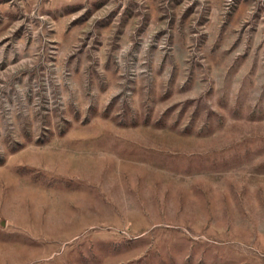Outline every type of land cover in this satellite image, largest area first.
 <instances>
[{"label": "rangeland", "instance_id": "obj_1", "mask_svg": "<svg viewBox=\"0 0 264 264\" xmlns=\"http://www.w3.org/2000/svg\"><path fill=\"white\" fill-rule=\"evenodd\" d=\"M0 264H264V0H0Z\"/></svg>", "mask_w": 264, "mask_h": 264}]
</instances>
